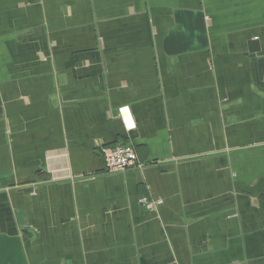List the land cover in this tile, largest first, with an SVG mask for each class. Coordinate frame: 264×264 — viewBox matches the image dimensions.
<instances>
[{
  "label": "crops",
  "instance_id": "crops-1",
  "mask_svg": "<svg viewBox=\"0 0 264 264\" xmlns=\"http://www.w3.org/2000/svg\"><path fill=\"white\" fill-rule=\"evenodd\" d=\"M0 264H264V0H0Z\"/></svg>",
  "mask_w": 264,
  "mask_h": 264
},
{
  "label": "built area",
  "instance_id": "built-area-1",
  "mask_svg": "<svg viewBox=\"0 0 264 264\" xmlns=\"http://www.w3.org/2000/svg\"><path fill=\"white\" fill-rule=\"evenodd\" d=\"M126 109H121V113ZM125 122L131 121L123 116ZM132 122V121H131ZM133 123H130V125ZM104 158L106 167L110 172H124L130 169H142L143 164L138 160V156L133 145L120 144L114 147H110L104 150ZM139 203L148 210H154L163 204L161 199H151L149 196H142L139 199Z\"/></svg>",
  "mask_w": 264,
  "mask_h": 264
},
{
  "label": "rangeland",
  "instance_id": "rangeland-1",
  "mask_svg": "<svg viewBox=\"0 0 264 264\" xmlns=\"http://www.w3.org/2000/svg\"><path fill=\"white\" fill-rule=\"evenodd\" d=\"M151 199H154V198H152L151 196H149ZM143 206V205H142ZM144 207V206H143ZM159 208V207H158ZM157 208V209H158ZM157 209H154V210H150V211H156ZM148 210V209H147Z\"/></svg>",
  "mask_w": 264,
  "mask_h": 264
}]
</instances>
